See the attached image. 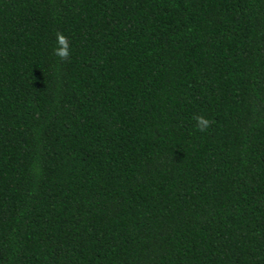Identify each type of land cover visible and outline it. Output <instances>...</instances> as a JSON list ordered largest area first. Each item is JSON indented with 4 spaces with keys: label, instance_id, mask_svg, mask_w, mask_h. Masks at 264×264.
Segmentation results:
<instances>
[{
    "label": "trees",
    "instance_id": "16d2710c",
    "mask_svg": "<svg viewBox=\"0 0 264 264\" xmlns=\"http://www.w3.org/2000/svg\"><path fill=\"white\" fill-rule=\"evenodd\" d=\"M0 264H264V0H0Z\"/></svg>",
    "mask_w": 264,
    "mask_h": 264
},
{
    "label": "clouds",
    "instance_id": "9594fccd",
    "mask_svg": "<svg viewBox=\"0 0 264 264\" xmlns=\"http://www.w3.org/2000/svg\"><path fill=\"white\" fill-rule=\"evenodd\" d=\"M58 39L60 40L61 44L64 43V40L62 37H58ZM56 54L59 55L61 58H64L67 56L68 53L66 49H61L57 51ZM208 124H209V121L204 119L203 117L196 118V126L198 127L199 130L203 131L204 129L207 128Z\"/></svg>",
    "mask_w": 264,
    "mask_h": 264
}]
</instances>
